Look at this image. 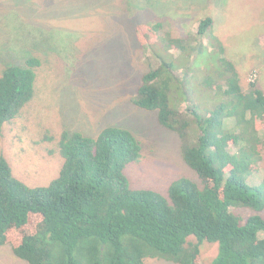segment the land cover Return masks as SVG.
<instances>
[{
  "label": "trees",
  "instance_id": "obj_1",
  "mask_svg": "<svg viewBox=\"0 0 264 264\" xmlns=\"http://www.w3.org/2000/svg\"><path fill=\"white\" fill-rule=\"evenodd\" d=\"M214 25L210 16L201 19L197 34L205 37ZM161 27L140 25L141 41ZM162 42L165 52H191L182 39L165 36ZM214 46L216 71L198 80L212 108L194 103L186 78L155 50L158 66L144 73L131 99L180 137L182 157L199 183L179 178L167 196L134 189L125 170L141 159L142 146L132 131L109 126L90 137L65 130L58 143L64 163L47 186L16 178L0 153V247L9 245L28 264H203L202 247L209 243L218 245L210 264H264V183L249 181L264 150V89L258 81L243 84L223 46ZM194 53L186 64H199L203 55ZM41 63L30 57L0 74V130L32 100ZM237 209L254 214L244 220Z\"/></svg>",
  "mask_w": 264,
  "mask_h": 264
},
{
  "label": "rangeland",
  "instance_id": "obj_2",
  "mask_svg": "<svg viewBox=\"0 0 264 264\" xmlns=\"http://www.w3.org/2000/svg\"><path fill=\"white\" fill-rule=\"evenodd\" d=\"M208 16L214 28L200 37L199 22ZM157 23L162 27L156 35L142 42L139 26ZM165 36L184 40L191 52H165ZM218 43L235 62L243 84L258 81L264 89V0H0V74L30 57L42 62L32 100L0 130V153L16 178L43 187L58 177L64 163L58 148L63 131L95 137L118 126L132 131L142 146L141 159L125 170L132 188L167 196L179 178L199 183L182 157L180 137L131 99L144 73L158 66L155 50L186 78L185 91L194 103L212 108L213 98L201 92L198 80L216 71L210 51ZM194 52L203 55L199 64H186L195 59ZM191 103L180 105L184 109ZM257 167L249 179L253 185L264 183V150ZM235 213L244 220L254 214L248 209ZM217 252V244L204 243L203 264H210ZM0 264L28 263L4 245ZM145 264L175 263L147 259Z\"/></svg>",
  "mask_w": 264,
  "mask_h": 264
}]
</instances>
